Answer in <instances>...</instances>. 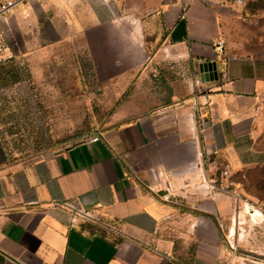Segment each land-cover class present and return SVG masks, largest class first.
<instances>
[{
	"label": "crops",
	"instance_id": "0c3cea01",
	"mask_svg": "<svg viewBox=\"0 0 264 264\" xmlns=\"http://www.w3.org/2000/svg\"><path fill=\"white\" fill-rule=\"evenodd\" d=\"M169 2L164 51L189 59L199 96L118 111L96 143L1 167L0 264H180L189 246L190 264L220 262V230L239 204L233 177L264 171V61L219 54L218 19L202 0ZM135 56L123 53L124 69ZM204 63L217 78L201 83Z\"/></svg>",
	"mask_w": 264,
	"mask_h": 264
},
{
	"label": "rangeland",
	"instance_id": "374dc122",
	"mask_svg": "<svg viewBox=\"0 0 264 264\" xmlns=\"http://www.w3.org/2000/svg\"><path fill=\"white\" fill-rule=\"evenodd\" d=\"M202 1L214 8L227 51L264 61V0ZM167 2L34 0L16 7L0 62V168L62 153L109 128L118 111L193 97L189 59L164 51ZM124 52L136 55L125 69ZM259 111L264 124V97ZM233 181L239 204L220 230L218 264H264V171L247 169ZM180 254L178 263L190 264L191 247Z\"/></svg>",
	"mask_w": 264,
	"mask_h": 264
},
{
	"label": "built area",
	"instance_id": "2783aa9c",
	"mask_svg": "<svg viewBox=\"0 0 264 264\" xmlns=\"http://www.w3.org/2000/svg\"><path fill=\"white\" fill-rule=\"evenodd\" d=\"M34 0H0V62L5 58V54L7 52V41H6V34L4 32V28L7 26V19L9 16L12 15L13 10L23 4V3H27V2H32ZM178 1V0H177ZM182 3V0H179ZM236 3H243L245 0H233ZM214 46L216 51L219 54H223L225 52V47L222 43V41L220 39H217L214 42ZM196 85H198L196 83ZM199 91L198 88L195 91V95L199 96ZM197 103V101H196ZM198 104V103H197ZM197 104L196 107H197ZM206 127V123H201L200 124V129L203 130ZM98 141L97 137H92L90 139H88V143H96ZM198 169V165L197 164H190L187 167L184 168V172L185 173H191V172H195ZM222 176L226 177L227 173L226 172H222ZM81 217L87 218L89 219V215L86 213H79L78 214Z\"/></svg>",
	"mask_w": 264,
	"mask_h": 264
},
{
	"label": "water",
	"instance_id": "95a60500",
	"mask_svg": "<svg viewBox=\"0 0 264 264\" xmlns=\"http://www.w3.org/2000/svg\"><path fill=\"white\" fill-rule=\"evenodd\" d=\"M198 76L201 83L216 79L215 63H204L197 66Z\"/></svg>",
	"mask_w": 264,
	"mask_h": 264
},
{
	"label": "bare ground",
	"instance_id": "6f19581e",
	"mask_svg": "<svg viewBox=\"0 0 264 264\" xmlns=\"http://www.w3.org/2000/svg\"><path fill=\"white\" fill-rule=\"evenodd\" d=\"M248 212H249L251 215L256 213V211H254V210H250V209H249Z\"/></svg>",
	"mask_w": 264,
	"mask_h": 264
},
{
	"label": "trees",
	"instance_id": "16d2710c",
	"mask_svg": "<svg viewBox=\"0 0 264 264\" xmlns=\"http://www.w3.org/2000/svg\"><path fill=\"white\" fill-rule=\"evenodd\" d=\"M237 175V174H236ZM235 176V175H234Z\"/></svg>",
	"mask_w": 264,
	"mask_h": 264
}]
</instances>
